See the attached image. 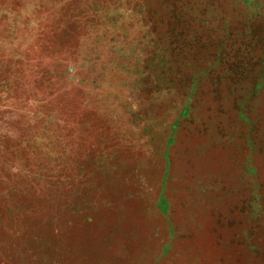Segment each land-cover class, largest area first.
Returning a JSON list of instances; mask_svg holds the SVG:
<instances>
[{"label":"rangeland","instance_id":"1","mask_svg":"<svg viewBox=\"0 0 264 264\" xmlns=\"http://www.w3.org/2000/svg\"><path fill=\"white\" fill-rule=\"evenodd\" d=\"M0 264H264V0H0Z\"/></svg>","mask_w":264,"mask_h":264}]
</instances>
